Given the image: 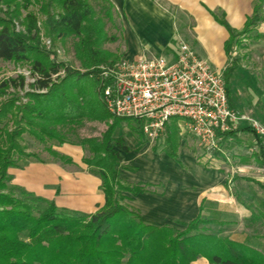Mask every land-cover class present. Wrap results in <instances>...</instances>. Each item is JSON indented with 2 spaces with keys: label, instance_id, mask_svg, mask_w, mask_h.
Wrapping results in <instances>:
<instances>
[{
  "label": "trees",
  "instance_id": "1",
  "mask_svg": "<svg viewBox=\"0 0 264 264\" xmlns=\"http://www.w3.org/2000/svg\"><path fill=\"white\" fill-rule=\"evenodd\" d=\"M102 13L98 16L88 0H0V61L26 63L33 81L25 83L22 76L8 79L0 87L22 90L28 86L27 103L7 100L0 103V264H192L205 260L208 264H264V252L247 243L236 242L228 237L205 234L198 230L204 222L197 216L188 223L173 226H153L142 222L139 214L123 204L132 196L148 191L149 185L130 183L120 177L119 165L122 154L132 150L124 137H114V130L129 119L113 118L101 99V80L94 72L80 73L63 62H56L54 54L41 47L40 33L52 41L77 38L75 52L81 66L95 68L107 63L99 46L106 39L105 20L119 19L108 0H100ZM35 6L36 13L28 11ZM24 12V13H23ZM44 17L40 21L38 16ZM104 17V18H103ZM216 23L228 32L224 44L228 65L223 76L230 106V78L238 66L232 58L233 48L239 46L243 37L264 23V0H255L252 14L246 18L241 30L232 29L223 16H213ZM14 22L20 27L16 30ZM41 25L42 28L39 26ZM260 35L251 36L253 40ZM63 71L60 81L52 76ZM83 81V94L75 92L76 83ZM95 91L99 102L88 101ZM81 91V90H80ZM85 97L84 103H81ZM17 106H16V105ZM109 121L100 139L85 138L77 144L87 149L89 156L82 163L101 180L104 204L93 214L58 208L53 201L34 196L10 184L7 170L19 167L13 159L21 151L18 139L25 133L39 144L61 140L59 128L68 123L81 122L83 118ZM176 119L168 126L169 134L176 132ZM13 125L8 131L7 126ZM130 126L132 136L139 138L140 123ZM258 145L254 159L264 165V149L254 130ZM226 137H235L228 133ZM168 137V142L171 140ZM172 143V144H171ZM170 143L168 154L175 157V147ZM52 156L64 157L51 151ZM43 160L30 154L25 160ZM70 163V160H66Z\"/></svg>",
  "mask_w": 264,
  "mask_h": 264
},
{
  "label": "crops",
  "instance_id": "2",
  "mask_svg": "<svg viewBox=\"0 0 264 264\" xmlns=\"http://www.w3.org/2000/svg\"><path fill=\"white\" fill-rule=\"evenodd\" d=\"M108 1L119 15L122 39L126 45L125 58L169 56L175 53L177 41H183L215 71L222 73L228 62L224 50L228 32L216 23L213 16H223L232 29L241 30L246 18L252 14L255 3V0ZM170 9H173L174 14ZM184 19L190 20L189 26L185 27ZM253 33L262 37L252 39L249 50L259 68L264 69V23H260ZM142 35H151L149 42L146 43L147 39H143ZM230 99L233 108L238 111L240 106L232 97ZM170 123L164 134L156 140L163 143L156 151L148 144H139L138 138L132 135L123 136L132 150L122 154L120 177L130 183L149 185L148 191L129 196L125 200L127 207L139 214L143 223L153 226L188 223L203 214L206 204H212L218 213L232 212L234 218L249 219L251 212L246 203L256 197L264 199V181L249 177L229 183L226 169L204 166L210 161L205 159L200 164L194 157L184 153L179 138L190 135L180 128L178 122L176 132L170 135ZM238 126L236 132L250 133L244 131L247 128L245 122ZM118 130H114V137H119ZM169 136L172 138L170 142ZM250 138L251 146L258 149L253 133H250ZM171 142L175 147V157L168 154ZM82 148L79 145H67L63 152L54 150L62 157H68V164L46 159L43 162L24 160L19 167L8 168L10 184L36 197L53 201L58 208L93 214L103 206L104 194L99 188L100 178L82 163V159L89 156L87 149ZM131 152L135 153V157L128 160L127 156ZM232 240L242 243L237 239Z\"/></svg>",
  "mask_w": 264,
  "mask_h": 264
},
{
  "label": "rangeland",
  "instance_id": "3",
  "mask_svg": "<svg viewBox=\"0 0 264 264\" xmlns=\"http://www.w3.org/2000/svg\"><path fill=\"white\" fill-rule=\"evenodd\" d=\"M88 1L98 16L104 15L102 13V10L104 11V9L101 8L103 3H101L100 0ZM28 11L33 13L37 12L35 6H29ZM169 11L174 14L173 9H170ZM38 18L40 21L44 19L41 15H39ZM104 20V32L106 33V39L99 46V50L104 56H109L106 59L107 63L102 64L108 65V63H116L120 59L125 58L126 45L122 39L119 19L112 22L108 21L106 18H104ZM184 21L185 27L189 26L190 20L184 19ZM14 25L16 30H20L17 22H14ZM39 27L42 28L41 25ZM254 34L255 33L252 32L248 36L243 37L239 46L233 48L234 53L232 58H236L238 60L239 72L236 71L232 74L230 79V94L235 102L240 106L237 111L240 115H250L249 117L253 116L251 118L257 120L261 125H264V69L259 68L257 61L252 59V51L249 50V46L252 44L251 36ZM150 36L151 35H142V38L147 39L145 40L147 43L149 42L148 39ZM77 41L78 39L74 37H69L64 41H52L48 38V36L46 37V35H44L43 30L40 33L41 47L45 51L54 54V57H51L50 59H53L56 62H63L64 64L69 65L71 69L77 70L80 73L87 71L96 73L99 71L98 67L85 69L81 66L80 61H78L75 52V44ZM227 65L228 62L226 67ZM63 75V71H60L57 75L52 76V79L54 81H56V79L57 81H60ZM18 76H22L25 79L26 84L33 81L28 64L14 62L5 63V61H0V84L6 80L8 81V79L18 78ZM75 86L78 87L75 92L83 94L85 90V83H83V81H78ZM25 92H30L28 86H25L22 90L14 89L12 87H0V103L16 99L20 103H27L29 101V97H24L23 94ZM81 99V103H84L83 99H85V97H82L81 95ZM88 101H92V103L99 102L95 91L92 90V92H90ZM110 122L111 120H93L85 117L81 119V122L65 124L62 128H59V133L62 138L61 140L65 142L64 145H58V140L55 139L39 144L34 141L29 134H27L30 129H28L27 126L22 125L23 130L26 132L23 133L20 139H18L21 151L20 153H14L13 159L15 160V163L21 165L28 155L33 154L42 160L60 161L52 156L51 151L56 152L54 150L57 149L59 152H63L67 145L78 146L75 144L85 138L100 139L103 133L107 130ZM135 125V121L125 120L120 123L117 134L122 137H129L131 136L129 127H135ZM13 128L14 127L11 123L7 126L8 131ZM135 139L137 138L135 137ZM137 140L141 145L148 144L153 151H156L163 146L162 142H148L142 134ZM250 140V133L243 134L236 132L235 137L224 139L219 144L218 151L211 152H206L200 148L191 136H183L182 139L179 138V143L181 148L184 150V153L194 157L198 163L201 164L205 159H207L210 163L215 162V164L206 162V165L204 163V166H211L216 169H226L228 180L230 181L229 183H237L239 178L249 177L264 181V166L259 165L254 159V154L257 152V149L251 146ZM82 149L85 150L84 148ZM63 157L64 160L60 162L68 164L66 163V160L70 159L66 156ZM134 157L135 153L131 152V154L127 156V159L133 160ZM160 160L162 161V159ZM122 194L126 196V198L132 196L128 192H124ZM253 199V203H249V201L246 203L247 207H250L251 212L250 218L246 220L243 218L240 219L239 217L234 218L232 212H227V214L218 213L212 204L204 205L203 214L200 215V219L204 223L199 225L198 230L205 234H215L224 238L228 237L230 239H237L264 252V199L257 197ZM125 200H123L124 205H126ZM172 226L178 229H183V227H181L178 223H174ZM195 264L208 263L205 260H201Z\"/></svg>",
  "mask_w": 264,
  "mask_h": 264
},
{
  "label": "built area",
  "instance_id": "4",
  "mask_svg": "<svg viewBox=\"0 0 264 264\" xmlns=\"http://www.w3.org/2000/svg\"><path fill=\"white\" fill-rule=\"evenodd\" d=\"M101 99L113 118L140 123L150 142L158 140L176 119L206 152L218 151L239 124L254 130L264 149V125L230 106L223 73L215 71L185 42L174 54L122 58L100 66Z\"/></svg>",
  "mask_w": 264,
  "mask_h": 264
}]
</instances>
